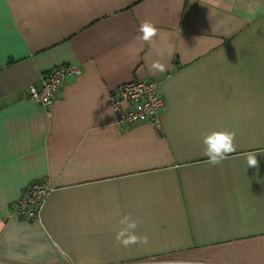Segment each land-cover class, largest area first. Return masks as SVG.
Segmentation results:
<instances>
[{
  "label": "crops",
  "instance_id": "crops-1",
  "mask_svg": "<svg viewBox=\"0 0 264 264\" xmlns=\"http://www.w3.org/2000/svg\"><path fill=\"white\" fill-rule=\"evenodd\" d=\"M66 62L81 71L50 105L26 98ZM127 78L159 83V126L116 123L108 93ZM225 128L237 150L213 166L203 137ZM252 151L264 152V0H0V264H264ZM34 178L51 189L27 220L12 207ZM128 214L147 243L116 240Z\"/></svg>",
  "mask_w": 264,
  "mask_h": 264
},
{
  "label": "built area",
  "instance_id": "built-area-1",
  "mask_svg": "<svg viewBox=\"0 0 264 264\" xmlns=\"http://www.w3.org/2000/svg\"><path fill=\"white\" fill-rule=\"evenodd\" d=\"M80 65L59 64L42 72L37 84L28 83L26 98L50 105L59 93L62 81L67 75H78ZM159 83L152 80L129 79L122 81L109 91V106L114 112V119L119 127H127L135 121L160 125L159 111L164 106L163 98L158 93ZM51 184L44 178L31 180L15 200L12 213L17 217L32 219L38 215L39 205L46 198Z\"/></svg>",
  "mask_w": 264,
  "mask_h": 264
},
{
  "label": "clouds",
  "instance_id": "clouds-1",
  "mask_svg": "<svg viewBox=\"0 0 264 264\" xmlns=\"http://www.w3.org/2000/svg\"><path fill=\"white\" fill-rule=\"evenodd\" d=\"M139 39L145 43L152 44L154 38L157 36L158 29L156 24L151 20H144L139 26ZM151 68L160 72L166 70V65L156 60L152 63ZM236 131L231 129L214 130L204 135L203 143L206 146L205 155L209 158L208 163L215 166L222 161L228 159L229 155L237 150L235 143ZM264 153L260 151H252L246 154V163L248 167L259 166L257 159L258 154ZM138 219H133L130 214L123 215L119 221L123 227L116 233V240L123 246L136 244L138 242L147 243V236H139L136 229L139 225Z\"/></svg>",
  "mask_w": 264,
  "mask_h": 264
},
{
  "label": "trees",
  "instance_id": "trees-1",
  "mask_svg": "<svg viewBox=\"0 0 264 264\" xmlns=\"http://www.w3.org/2000/svg\"><path fill=\"white\" fill-rule=\"evenodd\" d=\"M66 63H68V62H66ZM66 63H62V64H66ZM68 64H69V63H68ZM29 182H30V181H29ZM29 182H28V183H29ZM28 183H27V185H28ZM27 185H26L25 187H23L22 191H24V189L27 187ZM22 191H21V192H22ZM21 192H20V193H21ZM20 193H19V194H20ZM18 197H19V196H18ZM18 197H17V198H18ZM17 198H16V199H17Z\"/></svg>",
  "mask_w": 264,
  "mask_h": 264
}]
</instances>
